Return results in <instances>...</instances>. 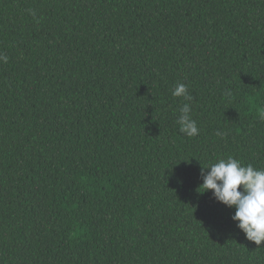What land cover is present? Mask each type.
<instances>
[{"label": "trees", "instance_id": "16d2710c", "mask_svg": "<svg viewBox=\"0 0 264 264\" xmlns=\"http://www.w3.org/2000/svg\"><path fill=\"white\" fill-rule=\"evenodd\" d=\"M0 54V264H264L198 192L264 169V0H0Z\"/></svg>", "mask_w": 264, "mask_h": 264}, {"label": "clouds", "instance_id": "9594fccd", "mask_svg": "<svg viewBox=\"0 0 264 264\" xmlns=\"http://www.w3.org/2000/svg\"><path fill=\"white\" fill-rule=\"evenodd\" d=\"M0 62L7 63L8 57L0 54ZM173 97L192 99L188 86L178 83L172 90ZM191 106L185 103L180 108L178 117L179 131L188 137L199 134L196 121L190 116ZM264 120V112L260 114ZM221 135V133H217ZM205 169L207 171L205 172ZM203 183L199 186V193L209 190L213 198L229 208H235L231 219L245 234L247 240L257 246L264 241V169H256L251 164L243 165L240 160L228 156L215 163L202 167Z\"/></svg>", "mask_w": 264, "mask_h": 264}]
</instances>
